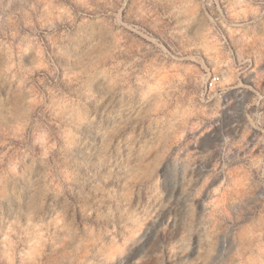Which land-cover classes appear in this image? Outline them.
I'll list each match as a JSON object with an SVG mask.
<instances>
[{
	"label": "rangeland",
	"instance_id": "1",
	"mask_svg": "<svg viewBox=\"0 0 264 264\" xmlns=\"http://www.w3.org/2000/svg\"><path fill=\"white\" fill-rule=\"evenodd\" d=\"M0 264H264V0H0Z\"/></svg>",
	"mask_w": 264,
	"mask_h": 264
},
{
	"label": "built area",
	"instance_id": "2",
	"mask_svg": "<svg viewBox=\"0 0 264 264\" xmlns=\"http://www.w3.org/2000/svg\"><path fill=\"white\" fill-rule=\"evenodd\" d=\"M216 81H217V78L216 77L212 78L210 80V82H209L210 87H213L216 84Z\"/></svg>",
	"mask_w": 264,
	"mask_h": 264
}]
</instances>
